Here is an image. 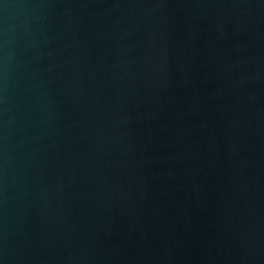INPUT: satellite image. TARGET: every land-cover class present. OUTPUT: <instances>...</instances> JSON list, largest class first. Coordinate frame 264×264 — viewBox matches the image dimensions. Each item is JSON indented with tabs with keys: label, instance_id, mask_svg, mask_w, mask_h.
Here are the masks:
<instances>
[{
	"label": "water",
	"instance_id": "obj_1",
	"mask_svg": "<svg viewBox=\"0 0 264 264\" xmlns=\"http://www.w3.org/2000/svg\"><path fill=\"white\" fill-rule=\"evenodd\" d=\"M0 264H264V0H0Z\"/></svg>",
	"mask_w": 264,
	"mask_h": 264
}]
</instances>
